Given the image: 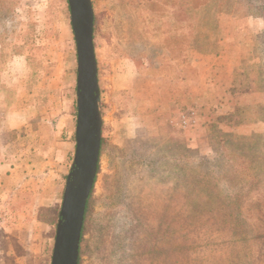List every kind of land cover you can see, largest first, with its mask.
<instances>
[{
  "label": "rangeland",
  "instance_id": "1",
  "mask_svg": "<svg viewBox=\"0 0 264 264\" xmlns=\"http://www.w3.org/2000/svg\"><path fill=\"white\" fill-rule=\"evenodd\" d=\"M92 2L104 142L79 264H163L161 255L153 254L160 250L158 228L154 227L152 240L144 229L156 226L159 219L155 210L160 192L153 180L146 189L153 213L141 206L149 217H142L140 224L125 222L129 252L125 260H116L111 234L100 230L108 212L125 209L122 202L115 206L112 200L129 173L123 169L127 155L118 148L134 139L161 137L209 155L212 140L223 133H264V0ZM1 21L0 62L26 54L37 81L47 70V60L60 54L68 62L72 53L77 54L68 0H18L14 14ZM188 45L193 48L185 62L165 59L180 50L187 52ZM60 90L67 94L77 123V75L73 82L62 79ZM72 153L71 147L70 166ZM241 162L238 166L246 171ZM45 163L39 174L23 173L12 184L0 186V264L52 262L67 177L54 159L46 157ZM256 185L243 209L264 235V181ZM130 189L136 193L134 185ZM111 206L117 208L109 211ZM215 232L210 234L206 225L194 231L189 264H212L219 256L216 250L222 246L208 243ZM259 252L264 253V243L257 240L254 253Z\"/></svg>",
  "mask_w": 264,
  "mask_h": 264
},
{
  "label": "trees",
  "instance_id": "2",
  "mask_svg": "<svg viewBox=\"0 0 264 264\" xmlns=\"http://www.w3.org/2000/svg\"><path fill=\"white\" fill-rule=\"evenodd\" d=\"M17 4L18 0H0V25L4 22L1 20L14 14ZM187 47V52L182 53L180 50L165 59L175 64L185 62L193 46ZM103 142L102 137L101 149ZM210 147L209 155H201L199 151L169 139L149 137L131 140L118 148V153L127 155L123 169L129 173L124 174L122 186H119L118 194L112 200L115 206L118 200L122 202L125 209L108 212L106 220L99 223L102 232L105 230L111 234L110 249L117 256L116 260H125L129 256L125 222L129 226L132 220L140 224L142 217L148 218L153 213L147 206L149 193L146 192L150 180H153L160 192L157 196L159 209L155 210L159 219L156 226L144 229L147 238L150 239L149 232L152 240L154 227L158 228L156 233L159 235L157 240L160 250L158 248L159 251L155 250L153 254L159 253L163 264H189L193 253L191 235L203 225L207 226L210 234L217 231L208 243L222 246L216 250L219 256L212 264H264V253L259 252L257 256L254 253L255 241L264 243L261 238L264 235L245 217L243 209L249 193L256 188L257 183L264 181V153L260 151L264 149V133H223L217 140H212ZM239 160L246 165V171L240 164L238 166ZM131 175L136 177L137 183ZM133 185L136 193L130 189ZM141 206H146L149 214L146 215ZM115 208L111 206L109 211ZM180 238L181 241H178ZM150 247L152 251L156 245Z\"/></svg>",
  "mask_w": 264,
  "mask_h": 264
},
{
  "label": "crops",
  "instance_id": "3",
  "mask_svg": "<svg viewBox=\"0 0 264 264\" xmlns=\"http://www.w3.org/2000/svg\"><path fill=\"white\" fill-rule=\"evenodd\" d=\"M77 60L76 53L68 62L58 54L51 62L46 61L47 70L38 81L32 78L34 72L26 54L10 55L0 62L1 187L15 182L20 174H39L45 168L46 157L54 159L68 176L69 150L72 147L74 159L76 148V115L59 87L64 78L66 82L76 81Z\"/></svg>",
  "mask_w": 264,
  "mask_h": 264
},
{
  "label": "water",
  "instance_id": "4",
  "mask_svg": "<svg viewBox=\"0 0 264 264\" xmlns=\"http://www.w3.org/2000/svg\"><path fill=\"white\" fill-rule=\"evenodd\" d=\"M77 46L76 149L67 176L51 264H79L87 200L96 181L102 141L92 0H68Z\"/></svg>",
  "mask_w": 264,
  "mask_h": 264
},
{
  "label": "built area",
  "instance_id": "5",
  "mask_svg": "<svg viewBox=\"0 0 264 264\" xmlns=\"http://www.w3.org/2000/svg\"><path fill=\"white\" fill-rule=\"evenodd\" d=\"M185 123L187 122V120L186 121H184Z\"/></svg>",
  "mask_w": 264,
  "mask_h": 264
}]
</instances>
